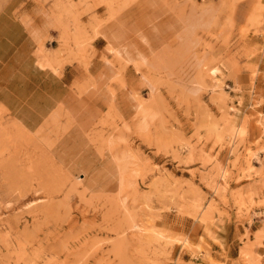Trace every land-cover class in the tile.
Returning <instances> with one entry per match:
<instances>
[{"label":"rangeland","instance_id":"obj_1","mask_svg":"<svg viewBox=\"0 0 264 264\" xmlns=\"http://www.w3.org/2000/svg\"><path fill=\"white\" fill-rule=\"evenodd\" d=\"M57 19L41 66L100 35L137 79L73 87L107 102L33 133L0 107V264H264V0H77Z\"/></svg>","mask_w":264,"mask_h":264},{"label":"crops","instance_id":"obj_2","mask_svg":"<svg viewBox=\"0 0 264 264\" xmlns=\"http://www.w3.org/2000/svg\"><path fill=\"white\" fill-rule=\"evenodd\" d=\"M76 3L77 0H7L0 9V107L30 133L60 107L73 109L80 104L107 102L102 91L89 90L77 98L73 87L101 88L111 79L131 83L137 79L131 66L119 68L107 63L110 57L103 51L106 40L100 35L91 40L85 53L65 52L50 68L41 66L53 51L62 50L58 23L64 21H58L57 13ZM79 20L84 24L86 17ZM100 32L109 34L105 29ZM77 118L88 120L83 113ZM81 132L73 128L66 134L79 136Z\"/></svg>","mask_w":264,"mask_h":264}]
</instances>
